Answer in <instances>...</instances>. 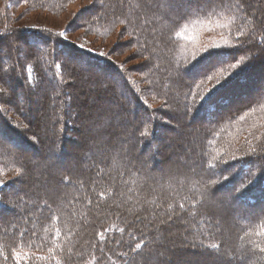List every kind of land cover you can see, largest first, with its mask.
I'll return each mask as SVG.
<instances>
[{
	"label": "trees",
	"instance_id": "trees-1",
	"mask_svg": "<svg viewBox=\"0 0 264 264\" xmlns=\"http://www.w3.org/2000/svg\"><path fill=\"white\" fill-rule=\"evenodd\" d=\"M53 1H56L57 4L69 2V0ZM126 1L128 4L129 2H133L134 6L138 5L133 0ZM151 1L149 0L148 3L151 4L153 2L152 8L159 11L154 13L153 16H145L141 20V22L144 21L146 23L145 27L139 21H137V24L135 21L136 25L132 26L129 21L132 27L130 30L132 32L133 29L136 33L142 35V37H146V41L150 46L149 56L151 55L157 61L167 56V59L164 60L166 61L164 66H160L163 73L158 72L160 74H155L152 71L153 75L150 77V80L154 79L155 86L162 90L163 82L168 79L171 95L174 97V93H176L173 88L177 89L180 87L178 91H181V102L190 103L185 98L186 94L189 93L190 86L191 91L196 90L193 84L194 78L185 71L190 63L184 67H180V75L174 81L170 77V72L174 71V67H169L167 60L171 57L176 61L179 54L174 52L173 47H167V45H170V41L167 44L165 40H168V36L176 32V29H182L185 24L189 27L198 19L203 18H208L206 21L209 22L211 16L221 10L222 5L217 3L202 8L201 5H191L187 2L183 10H171L167 8V11H164L163 8L160 10L163 3L158 4L162 0ZM166 1L168 3L173 0ZM244 1L246 2L247 0ZM260 2L261 4L259 3L257 6V10L260 12L258 21L250 25L252 27V34L248 30L249 32L246 37H241L239 41L235 40L233 37H236L238 28L246 31V29H243L246 25V20L230 19V16H235L240 12L232 14L226 10L223 17H227L228 19L224 24H228L229 27L221 28L226 31L220 30L221 35L225 36L230 33L234 44H241L243 41L244 44H247L248 41H251V44L260 42L263 38L261 35L264 33V0H260ZM23 3L26 5L30 4L28 0H23ZM246 4L252 6L251 0H248ZM198 9L199 11H197ZM250 9L253 10L251 7ZM140 11L141 9L139 11L136 10V12ZM235 11L238 10L235 8ZM188 13H191L189 18L182 19ZM108 16V12L106 13L104 7H102L97 13L95 12V16H92L89 22L93 19H98L99 22L95 20L98 24H108L110 21ZM136 17L138 18L137 15ZM172 17L175 20H172ZM254 20H256L255 17ZM112 22L118 24V20L115 21V18H113ZM129 24L126 21L122 26L123 28H128ZM195 24V28H198L199 24ZM256 31L258 34L253 35V32L256 33ZM150 32L153 33L152 36ZM159 33L165 38L162 41H165L167 45L158 41V38H160L158 36ZM8 35L7 26L3 25L0 21V37ZM187 35L181 32V35L177 36L175 33V36L170 38L177 42L178 45H182ZM27 39H30L31 42L29 41V43L38 49H44L49 45L48 43H51L52 46L53 44H57L61 50L67 51L68 56L76 58L84 57L87 59L86 63L88 65H93L94 67L100 66L105 72L111 73L113 78L118 79L119 77L121 81H126L124 82V88L131 96L128 98L135 108L138 109L142 106L144 109L146 107L138 96L133 93L127 73L123 68L118 67L115 60L106 56L85 52L69 40L59 42L54 34L48 36L39 32H29L27 33ZM139 39L141 42L143 41L140 36ZM44 41L46 43H43ZM238 51H241V48H238ZM184 57L183 55V59ZM234 57L230 63H237L240 59L237 48L234 50ZM246 60H240L243 71L240 72L239 77L230 86L223 88L210 104L201 106V100L196 101V106L190 104L189 111L193 113L192 115L197 119H202V123L196 129H192L194 132H199L200 134L194 133L188 141H185V145L182 143L177 153L173 154L175 156L173 160L176 159L184 171V174H177L173 178L163 177L166 169L160 168L157 170L156 168H152L149 156L147 157L141 150L142 145L146 148L152 146L150 142L152 140L151 137H153V131H149L147 135L148 140L144 141L145 136L138 138L137 135L140 133L142 127L149 122L148 119L146 120L143 117L139 118L137 116L125 133H114V125L112 126L111 119L109 120L104 111H99L100 114H98V111H95L98 120L87 118L88 123L86 122V127L93 129L96 142H93L91 150H88V152L86 150V152L89 154L90 151L94 153L100 152L110 154L111 156L115 152V159L111 160L110 155L97 158V162L93 163V166H96L93 167L95 169L94 174L90 177H83L81 172V175L74 173V170H80L78 165H76V169L72 170L74 172L71 171L72 175H75H73L74 177L66 173V171L63 173H53L54 165L50 163L49 168L46 170V179L42 180L41 183L38 181L36 183L38 185L37 188L33 187V182L37 179H34L33 174L31 175L33 169L32 161H24L23 158L26 159L24 152L11 149L9 147L11 146L10 144L3 145L0 142V149H3V152L0 150L1 174L12 175V172L23 169L25 173L28 172L27 176L29 177V180L26 182L24 180L20 181V184H23V193L21 190L13 189L16 181L14 183L7 181L0 186V252H2L0 264H56L57 259L60 260L61 264H137V260H143L144 263L148 262V264H159L156 256L158 252H161V249L157 248L159 245L156 243H151L149 238L152 232L148 228V224L151 222L148 223L147 221L142 225V222L139 221L140 219L136 220V217L141 214L142 210L145 212V209H142L143 207L140 206V209H136V211L139 210L136 213L137 215L130 217L126 215V210L122 212H109L108 210L103 211L101 209L104 204H107L104 202H107L111 198V200L116 201L119 196L120 198L129 196L130 201L128 200L127 205L130 207H134L137 201L138 203L143 202L142 206L148 209H156L151 211L152 218H166V220H164L165 222L161 226L157 227L155 232L159 230L162 234H167V237H170L171 232H177L176 226H179V224L173 222L177 219L178 223L184 221L185 225L181 224L184 231L176 234L174 237L180 245L188 243L192 247V250H188V259L183 260L184 264H264V252L260 251V247H264V236L257 235V233L264 229V147L256 148L257 155L235 157V159L232 157L229 160L218 159L216 156L210 157L208 153L209 147L213 145V137L217 135L215 134L217 133V129L221 130L224 125H234L236 122H239L242 116H254L263 106L264 89H260L262 88L260 86L259 89L261 91L259 93L257 91L251 93L253 98L249 99L247 103L241 104V106L240 103L237 106L233 104L234 96L239 94L240 89L243 91V89L250 88L247 89L250 92L253 87H256V82L250 80L251 82L246 84L244 81L246 73L249 71L248 66L242 67ZM93 61L95 62L93 63ZM18 64L19 62L16 66ZM53 67L54 65L51 64L50 70ZM232 71H239V69L232 70L225 64L222 68L217 69L216 73L222 74L221 79H223ZM163 74L167 76L163 77ZM55 77H58V75ZM160 77L163 78L159 80ZM196 82L200 83L199 78H196ZM3 84L5 85L6 83ZM187 85L189 86L184 88ZM245 85L247 88H243ZM200 87L203 89V82ZM3 88L6 90L5 94H7V88ZM256 89L259 90L258 88ZM112 93L114 96L115 93ZM5 94L0 97H4ZM161 94H164L163 91H161ZM198 99H200V96ZM0 104L3 103L0 102ZM146 109L143 111L144 117H147L149 114V111ZM189 111L187 112L190 113ZM79 116H81L83 122L86 121V117L84 118L81 114ZM185 118L183 114V119ZM100 119L104 122L102 124L103 127L99 123ZM1 120L3 123L0 127V135L6 141H11L13 143L12 146H19L20 144L24 149L38 152L32 143L33 140H27L23 137L3 116ZM81 125L83 124L81 123ZM66 127H63V129ZM68 128L70 129V127ZM77 131L79 130H75L74 132ZM34 138L36 141L37 137L35 136ZM100 139L103 140L104 144L102 148L96 144ZM62 140L67 139L60 140L58 147H55L57 148L56 152L51 151V155L54 157V160L56 159L57 164H60L61 161L60 153L62 154L65 151ZM47 142L49 144L51 142L48 140V137ZM69 142L78 144L77 136L70 138ZM187 144L188 146L190 145L189 149H191V152L186 153L188 149L184 146ZM81 147L82 145H80ZM89 147L88 144L84 146L87 149ZM160 147L161 149H158V154L164 155L166 145L160 144ZM77 153L76 151V153L72 154V158ZM154 154L155 152L150 157L154 158L152 162L156 163L157 167L160 160L155 158ZM158 154L156 152V155ZM37 155L41 156L40 153ZM85 155V153H82L81 163L86 167L90 162L89 158H84ZM45 163V161L41 160L40 166H44ZM211 165H215L216 167L214 169L210 168ZM34 169L36 168L34 167ZM221 170H224L222 174ZM88 172H91L90 169ZM64 173L69 174V176L65 174L64 177ZM224 177H227V179H224ZM47 180L49 181L48 183ZM249 180L252 183H249ZM52 182H55V184ZM49 183L54 185L53 188H50L51 185ZM241 184L245 186L243 195H239L235 191ZM57 188L67 189L69 192L62 190L61 193L63 192L64 194L62 193L61 195ZM53 192H55V195L51 196ZM101 192L105 194V198H101ZM22 194L26 196L24 199H21ZM181 204L184 205L183 209L180 208ZM170 205L171 207H169ZM193 205L196 207H193ZM242 205L249 208L250 211L244 214ZM218 210L226 213L229 218L227 219L226 215L223 217L218 216ZM173 214L174 216L176 215L175 218ZM172 220V223L169 222ZM226 222L230 223L231 228L226 225ZM120 229H124V231L121 232ZM57 230L61 232L59 238L55 235ZM99 233L104 234L103 240L100 238ZM138 242H143L145 247L139 252H135L133 248L135 243ZM213 243L219 244L220 248L212 250L205 247ZM57 244L60 245L59 248H56ZM49 248L55 249V258H53L52 253H49ZM13 250L21 254L19 262L16 258H11ZM184 250L187 249L177 247L172 256L182 258L187 255L183 253ZM122 253L127 254L126 258L120 255ZM40 257H46V259H40ZM93 257H95V260ZM162 264L167 263L163 262Z\"/></svg>",
	"mask_w": 264,
	"mask_h": 264
},
{
	"label": "rangeland",
	"instance_id": "rangeland-1",
	"mask_svg": "<svg viewBox=\"0 0 264 264\" xmlns=\"http://www.w3.org/2000/svg\"><path fill=\"white\" fill-rule=\"evenodd\" d=\"M28 1L30 4L26 5L23 3V0H0V21L3 25L7 26L9 32L8 36L0 37V88L6 87L8 91L4 97H0V102L5 104H0V127L3 123L1 120L3 116L23 137L27 140H33L32 143L38 152L24 149L20 144L19 146L13 145L15 146L13 147V143H11V141H6L1 135L0 142L3 145L10 144L11 146L9 147L11 149L24 152L26 156V159L23 158L24 161H32L33 169L31 175L33 174L34 179H37L33 182V187L37 188L38 185L36 183L38 181L41 183L42 180L44 181L46 179V170L49 168L50 163L54 165L52 170L53 173H63L66 171V173L73 176L74 174L72 175V172L75 171L74 173L77 175L81 172L83 177H90L94 174L95 169L93 167L96 166H93V163L97 162V158L99 159V157L102 158V156L110 155L91 151L90 154L87 153L88 150H91L93 142H96L93 129H88L86 127V122L88 123L87 118L98 120L95 111H98V114H100L99 111H104L109 117V120L111 119L112 126L114 125V133H125L128 131L129 125L134 122L133 120H135L137 116L139 118L143 117L146 120L148 119L149 122H145V126L142 127L137 136L139 138L145 136L142 135L143 132L146 131L148 133L149 131H153V137H151L152 140L150 142L152 146H149V148L143 147V145L141 146L142 152L146 154L147 157L149 156V161H151L150 166L157 170L160 168L166 169L163 177L167 178H173L177 176V174H184L181 165L177 163L176 159L173 160V158H175V152L177 153L180 145H182V143L185 145V141H188L189 138L196 133L192 129H196L200 123H202V119H197L192 115L193 113L189 111V106L190 104L196 106V101L201 100L198 99V97L206 89L212 88L215 84V80L205 81V83L203 82V89L200 87L196 88L195 91L193 90L192 92L194 95H189L186 98L190 103L181 102V91H178L180 87L177 89L173 88L176 93H174V97L171 95L168 79L163 82L164 85L162 86V90L155 86L154 79L150 80L153 73H163L160 66H164L166 62L164 60L167 59V56L158 61L151 57V55L149 56L148 52L150 46L146 41V37H142V35L136 33L133 29L131 32L130 28H132L131 25L134 26L135 21L136 24L137 21H139V23L145 27L146 23L144 21L141 22V20L145 16H153L154 13L159 11L152 8V1L157 0H150L152 2L151 4L148 3L149 0H133L138 4L137 6H134L133 2H129L128 4L126 0H69L66 4H57V2L53 0ZM247 1L245 2L243 0V11H235L234 8L235 4L240 2V0H211L210 4H206L204 0H174V2H168L169 5L166 0L158 2V4L163 3L160 10L163 8L164 11H167V8L171 10H183L187 2L191 5H201L202 8L217 3L222 5L221 10L213 14L209 22L206 21L208 18L198 19L195 22L199 24L198 28H195L196 24L192 23L188 27V30L184 31V34L188 35L182 45H178L177 42L170 38L172 36L174 37L175 33L180 32V28L176 29V32L172 33L171 36H168V40H165L162 34H158L160 37L158 41L160 43L166 44L165 41H167L168 44L170 41V45L166 44L167 47H173L174 52L179 54L176 61L171 57L167 60V65L169 67H174V71L170 72V77L174 81L176 77L180 75V67H184L191 63L192 54L197 46H203L210 43L212 40L218 41L221 39L222 35L220 30L223 32L226 31L218 27V24H224L228 19L227 17H223L226 10L232 14L234 12H240L235 16H230V19L246 20V25L243 28L246 29V31H243L245 35L242 38L248 35V30H250L252 34V27L250 25L258 21L260 12L257 10V6L259 3L261 4V2L260 0H251L252 6H250V4H246ZM101 6L104 7L106 13L108 12L109 14V23L104 25L101 23L98 24V19H93L89 22L90 18L95 16V12L97 13L102 8ZM250 7L253 10H251ZM139 9H141V11L136 12V10L139 11ZM112 14L115 21L118 20V24L112 22ZM254 17L256 20H254ZM172 20H175L174 17H172ZM126 21L128 24L130 21L131 25L129 24L128 28H123L122 25ZM43 29H48L50 32L40 31ZM61 31H66L67 40L73 42L78 48H80V45H84L83 50L85 52H89L87 49H91V53L97 55L100 52H104L106 57L115 60L118 67L123 68L127 73L132 91L146 106V110L149 111L148 116H143L145 108L143 109V107L140 106V108L137 109L129 100L128 97L131 96L124 88V82L126 81H121L119 77L118 79L113 78L111 73L105 72L100 66L94 67L93 65H88L86 63L87 59L84 57L76 58L70 55L68 56L67 51L64 52V50H61L57 44H53L52 46L51 43H48L49 45L44 49H38L34 47L33 44L29 43L30 39H27V33L29 32H39L49 36ZM150 34L151 36L153 35L152 32H150ZM254 34H258V32H253V35ZM139 36L142 38V42ZM261 36L263 38L257 44H251V41H248L247 44H244V41L241 44L237 43L241 45L238 47L239 49L241 48V51H238L237 48L238 56L240 57L238 62L247 59L242 67L245 65L249 67L244 81L248 84L251 82L250 80H252V82H256V87H253L250 92L247 90L250 88H247L246 85L243 87L247 88L246 90L243 89L242 91V89H240L239 94L235 95L233 99V104L235 106L239 105L238 103H240V106L241 104L247 103L249 99L253 98L251 93L256 91L259 93L261 91L260 89H264V43H262V41H264V33ZM233 38L235 39V37ZM43 43H46V41ZM136 50H139L142 55L128 59ZM183 55L185 56L184 59ZM126 60L127 63H125ZM18 62L20 66L19 64L16 66ZM94 62L95 61H93V63ZM43 64H45L44 67H42ZM51 64H53L54 67L50 70ZM57 65L60 67H57ZM217 74L220 75V73H214L213 75ZM29 75L31 76V83H29L28 80ZM56 75H58V77H55ZM166 76V74H163V77ZM163 77H160L159 80ZM3 83H6L7 86ZM59 84H61L60 87ZM188 86L189 85L184 88ZM259 86L262 88L259 89ZM160 90L163 91L164 94H161ZM112 92L115 93L114 96ZM178 98L179 100H177ZM183 100H185V98H183ZM260 109L261 110L254 116H242L239 122H236L234 125H224L221 130L217 129V133H215L217 135L213 137V145L209 147L208 153L210 157L216 156L218 159L223 160H229L232 157H248L253 155L250 148L256 149L264 147V103ZM80 114L84 118L86 117V121L83 122V119L79 116ZM183 114L186 117L185 119H183ZM81 123L83 125H81ZM99 123L102 126L104 122L100 119ZM66 126L70 127V129ZM63 127L66 128L63 129ZM75 130H79L80 132H74ZM35 136L37 137L36 141L34 138ZM75 136H77L78 144L69 142V139L75 138ZM47 137L48 140L52 142V146L51 142L50 144L47 142ZM146 137L147 136H145L144 141L148 140V137ZM64 138L67 139L64 141L62 140L65 151H63L62 154L60 153L61 161L60 164H57L55 161L56 159L54 160V157L51 155V151L56 152L57 148L55 147H58L60 140ZM97 142L96 144L98 147H104L102 139ZM86 144L90 146L88 149L84 148ZM160 144L166 145L164 155L158 154V149H161ZM80 145H82L81 148ZM184 147L188 149L186 153L189 151L191 152V149H189L190 145L188 146L187 144ZM54 148L55 150H53ZM60 149L62 148L60 147ZM0 150L3 152L2 148ZM76 151L78 153L72 158V154L76 153ZM154 152L155 158L160 160L159 166L157 165L158 168L156 167V163L152 162L154 158L150 157ZM156 152L158 155H156ZM38 153H40L41 156H38ZM82 153L86 154L84 158H89L90 164L88 166L86 165V167L81 163ZM114 153L115 152L112 153V156L110 155L111 160L115 159ZM256 153L257 150L254 154L257 155ZM41 160L46 162L44 166H40ZM217 164L219 163L217 162ZM76 165H78L80 170L75 168ZM34 167L36 169H34ZM44 168L46 169L44 170ZM89 169L91 172H88ZM215 170L217 171V169ZM66 173L63 174L64 177ZM11 174L12 175H2L0 172V182L4 184L7 181L13 183L16 181L13 189L18 191L21 190L23 193V184H20V181L24 180V182H26L29 180L27 176L28 172L25 173L22 169L16 170ZM69 174L66 175L69 176ZM48 182L47 180V183ZM52 183L55 184V182ZM49 184L51 185L50 188H53L54 185L51 183ZM57 190H59L60 193L62 190L69 192L67 189L64 190L63 188H57ZM54 195L55 192L51 194V196ZM24 197L26 196L22 194L21 199H24ZM111 199L104 202L107 204L101 207L103 211L122 212L126 210V215L130 217L137 215L136 213L139 210L136 211V209H140V206L143 207L142 209H145L146 213L142 210L141 214L136 217V220L140 219L139 221L142 222V225L147 221L148 223L151 222L148 224V228L152 232L149 238L151 243H156L159 245L157 248L161 249V252H158L156 256L159 264L163 262L167 264L185 263H183V260L188 259V250H192V247L189 246L188 243L180 245L179 242L174 239L176 234L184 231L181 225H185L184 221H180L179 223L178 219L175 222H173V220L169 221L171 223H177L179 226H176L177 232L173 231L170 237H167V234L164 235L159 230L155 232L157 227L161 226L165 222L164 220H166V218H152L153 215L151 211L156 209L149 208V210L147 207L142 206L143 202L138 203L137 201L134 207H130L127 205L128 200L130 201L129 196L121 198L119 196L116 201ZM11 204L15 207L13 203ZM117 205H119V207ZM241 207L244 214L250 211V209L246 208L244 205ZM225 215L226 213L218 210V216L223 217ZM225 217L227 219L229 218L227 215ZM230 220L232 219L230 218ZM226 225L231 228L230 223L226 222ZM177 247L181 249L186 248L187 250H184L183 253L187 255L182 258H175L172 256ZM11 258L15 259L13 255ZM137 264H148V262L144 263L143 260H137Z\"/></svg>",
	"mask_w": 264,
	"mask_h": 264
},
{
	"label": "snow or ice",
	"instance_id": "snow-or-ice-1",
	"mask_svg": "<svg viewBox=\"0 0 264 264\" xmlns=\"http://www.w3.org/2000/svg\"><path fill=\"white\" fill-rule=\"evenodd\" d=\"M174 2V0H173ZM206 4H210L211 0H204ZM236 10L238 11H243L244 9V3L243 0H240V2L236 3L235 6ZM199 11V9L197 10ZM191 13L186 14L185 16L182 17V19H188ZM231 23V21H230ZM218 27L221 28H228V24H218ZM188 30V25L185 24L183 28L181 29V32L187 31ZM211 30V29H209ZM40 31L44 32H50L48 29H43ZM181 32H177L176 35L179 36L181 35ZM59 42H63L67 40V35L66 31H61L58 33L54 34ZM245 33L241 29H237L236 37L235 39L239 41L241 37H243ZM264 43V41H262ZM240 44H234L233 39L229 35L222 36L220 40H212L210 43H207L203 46H197L195 51L192 54L191 57V63L189 66L186 68V73L190 76H192L193 79V84L195 85L196 88H200L201 83L204 81H212L215 80V84L213 85L212 88L206 89L201 95V106L208 105L210 104L214 97L225 87L230 86L240 75V72L243 71V68H241V63L242 62H237V63H230L232 59H234V50L238 47H240ZM80 48H84V45H80ZM87 51L91 52V49H87ZM98 55L100 56H105L106 54L104 52H100ZM142 55L139 50H136L131 56H129L128 59H132L135 56ZM127 63V60L125 61ZM227 64L228 67L232 70L239 69V71H232L227 74L223 79H221L220 75H213L216 73L217 69L222 68L223 65ZM246 66V65H245ZM57 67H60L57 65ZM196 78H199L200 83L196 82ZM29 83H31V76L29 75L28 77ZM5 89L0 88V96L5 94ZM187 95H194V93L191 91V86H190V91ZM187 107V105H186ZM142 135L147 136L148 133L145 131L142 133ZM250 151L254 154L256 152L255 148H250ZM235 159V157H233ZM215 165H211L210 168H215ZM224 170H221V174ZM215 174V173H214ZM224 179H227V177H224ZM249 183H252L251 180H249ZM3 185V182H0V186ZM245 190V186L241 184L238 188L235 189V191L239 195H243ZM101 198H105V194L103 192L100 193ZM119 207V205H117ZM171 207V205L169 206ZM193 207H196L193 205ZM180 208L183 209L184 205L181 204ZM121 232L124 231V229H120ZM56 237L59 238L61 235V232L59 230L56 231L55 233ZM257 235L264 236V229H262ZM100 238L103 240L104 239V234L99 233ZM119 243V242H118ZM60 245L57 244L56 248H59ZM131 247V245H130ZM143 247H145L143 242H138L135 243L133 251L139 252ZM195 247V245H193ZM207 248H210L212 250H218L220 248L219 244H210L205 246ZM259 247V245H257ZM49 253L53 254V258H55V249L49 248L48 249ZM102 251V250H101ZM260 251L264 252V247H260ZM0 255H2V252H0ZM12 255L16 258V260L19 262L21 259V254L15 250H13ZM121 256H124L126 258L127 254L122 253L120 254ZM40 259H46V257H40ZM95 260V257H93ZM56 264H61L60 260H56Z\"/></svg>",
	"mask_w": 264,
	"mask_h": 264
}]
</instances>
